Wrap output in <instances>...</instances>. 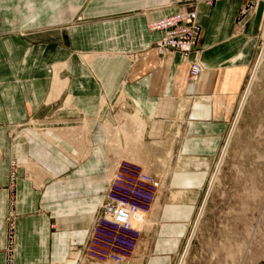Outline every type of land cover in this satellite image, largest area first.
I'll return each instance as SVG.
<instances>
[{
    "label": "crops",
    "instance_id": "obj_1",
    "mask_svg": "<svg viewBox=\"0 0 264 264\" xmlns=\"http://www.w3.org/2000/svg\"><path fill=\"white\" fill-rule=\"evenodd\" d=\"M168 1L0 0V264L11 160L25 163L17 180L15 262L50 264L80 241L90 205L108 188L112 126L131 117L157 139L192 100L201 99L190 118L202 127L234 111L261 43L264 0H252L240 20L247 0L199 5L201 50L188 58L204 69L194 86L180 51L163 56L152 49L163 32L148 23L180 8ZM78 14L86 20L76 22ZM33 119L44 122L45 133Z\"/></svg>",
    "mask_w": 264,
    "mask_h": 264
},
{
    "label": "rangeland",
    "instance_id": "obj_2",
    "mask_svg": "<svg viewBox=\"0 0 264 264\" xmlns=\"http://www.w3.org/2000/svg\"><path fill=\"white\" fill-rule=\"evenodd\" d=\"M204 1L215 0H169L165 4L177 3L179 10L198 9ZM252 5V0H247L239 10L238 20L251 12ZM77 16L76 22L86 20L82 15ZM262 23L261 43L250 66L245 90L240 100L234 102L238 107L235 105L222 123L215 122L217 125L206 128L200 122H192L190 109L201 101L197 99L192 100V105H181L174 125L173 122L169 125L171 130L167 126L160 128L156 136H161L157 139L145 136L146 123L140 125L131 117L112 126L106 135L108 151L114 155L107 158L105 166L108 187L117 165L128 159L161 181L156 199L145 216L133 220L138 238L131 255L113 263L99 262L79 253L98 203L94 202L89 208L91 219L79 232L80 241L70 247L66 256L55 258L50 264H264V18ZM157 40L152 49L158 52ZM198 50H201L199 43L192 51ZM190 53L183 57L192 66L197 59L188 58ZM199 64L202 71L204 66ZM31 123L39 133H45L43 121L33 119ZM194 128L198 134L192 133ZM12 135L11 139L16 141ZM209 138L215 140L211 148L206 141ZM227 139L230 141L225 146ZM21 165L25 163L18 159L9 164L5 264H16L17 180ZM107 190L99 201L106 199ZM208 190L209 196L202 208Z\"/></svg>",
    "mask_w": 264,
    "mask_h": 264
},
{
    "label": "built area",
    "instance_id": "obj_3",
    "mask_svg": "<svg viewBox=\"0 0 264 264\" xmlns=\"http://www.w3.org/2000/svg\"><path fill=\"white\" fill-rule=\"evenodd\" d=\"M194 11L184 7L149 24L150 29L163 32L156 42L159 53L166 55L178 50L185 56L196 49L201 26ZM198 62L197 59L193 63L189 73L193 86L202 67ZM160 185L157 177L137 163L129 159L121 161L109 181L106 199L99 201L92 211L94 216L79 253L99 262L113 263L131 255L138 238L133 220L145 216Z\"/></svg>",
    "mask_w": 264,
    "mask_h": 264
},
{
    "label": "water",
    "instance_id": "obj_4",
    "mask_svg": "<svg viewBox=\"0 0 264 264\" xmlns=\"http://www.w3.org/2000/svg\"><path fill=\"white\" fill-rule=\"evenodd\" d=\"M235 118H236V117H235ZM233 128H234V127H232L231 131H233ZM228 138L230 139V138H231V135H230ZM228 141H229V140L227 139V141H226V143H225V146L227 145ZM222 155H223V154H222ZM222 155H221V157H220L221 159H222ZM221 159H220V160H221ZM209 191H210V190H208V191L206 192V194H205L206 196H205V199H204V201H203L202 208H204V206H205V203H206L207 198H208V196H209V195H208V194H209ZM202 208H201V210H202ZM188 247H189V244H188V246H187V249H188ZM186 251H187V250H186Z\"/></svg>",
    "mask_w": 264,
    "mask_h": 264
},
{
    "label": "bare ground",
    "instance_id": "obj_5",
    "mask_svg": "<svg viewBox=\"0 0 264 264\" xmlns=\"http://www.w3.org/2000/svg\"><path fill=\"white\" fill-rule=\"evenodd\" d=\"M195 13H196V16H198V9H195V11H194ZM164 17V16H163ZM198 19V18H197ZM150 28V27H149ZM263 54V53H262ZM186 58V57H185ZM263 58V57H262ZM261 58V59H262ZM263 60V59H262ZM262 60H260L261 62H262ZM260 62V63H261ZM257 70H259L258 68H257ZM256 70V71H257ZM257 74V73H256ZM254 81V80H253ZM252 88V87H251ZM248 97V96H247ZM243 107V106H242ZM240 113H241V111H240ZM239 119V118H238ZM237 121H239V120H237ZM237 121H236V123H237ZM230 141V140H229ZM226 146H228V145H226ZM226 151H227V148L224 150V153H223V156H224V154L226 153ZM216 175V174H215ZM202 215V214H201Z\"/></svg>",
    "mask_w": 264,
    "mask_h": 264
}]
</instances>
